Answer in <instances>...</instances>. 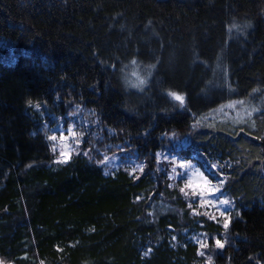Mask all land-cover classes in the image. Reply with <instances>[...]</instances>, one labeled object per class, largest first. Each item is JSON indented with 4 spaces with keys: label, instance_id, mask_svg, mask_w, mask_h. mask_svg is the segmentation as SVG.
Listing matches in <instances>:
<instances>
[{
    "label": "trees",
    "instance_id": "obj_1",
    "mask_svg": "<svg viewBox=\"0 0 264 264\" xmlns=\"http://www.w3.org/2000/svg\"><path fill=\"white\" fill-rule=\"evenodd\" d=\"M78 107L58 161L53 117ZM168 149L223 179L227 229L157 170ZM0 261L264 264V0H0Z\"/></svg>",
    "mask_w": 264,
    "mask_h": 264
},
{
    "label": "rangeland",
    "instance_id": "obj_2",
    "mask_svg": "<svg viewBox=\"0 0 264 264\" xmlns=\"http://www.w3.org/2000/svg\"><path fill=\"white\" fill-rule=\"evenodd\" d=\"M136 83L140 78L135 79ZM78 108H75L71 113L65 115H54L53 119L56 120V134L55 140H50L51 149L55 153L56 160L63 161L61 153H68L69 156L81 149V138L84 133V128L87 126V120L78 116ZM91 126V122H88ZM71 128L74 135H68V130ZM67 137L66 140H61L60 136ZM172 144L177 143L184 146L188 143L186 138L170 137ZM167 149V148H166ZM106 150L102 154V167L105 171L111 172L115 169L125 168L130 173L138 174L141 168L140 162L135 160H128L121 158L117 151ZM183 164L184 167H180ZM214 165V164H213ZM215 166V165H214ZM157 170L167 175L173 185H178L184 191L182 194L186 197L188 206L192 214L203 215L223 225L225 218L230 220L234 215V206L232 200L225 194L222 189L223 179L216 177L210 179L206 172L194 161L184 160L181 157L171 154L168 150L160 151L157 154ZM221 200H226L228 204H221ZM223 213L224 215H222ZM193 241L199 244L201 252H207V248L212 240L211 236L204 233L195 232L193 234ZM190 233L186 236L191 237ZM206 245V247H201ZM0 264H3L0 261Z\"/></svg>",
    "mask_w": 264,
    "mask_h": 264
},
{
    "label": "snow or ice",
    "instance_id": "obj_3",
    "mask_svg": "<svg viewBox=\"0 0 264 264\" xmlns=\"http://www.w3.org/2000/svg\"><path fill=\"white\" fill-rule=\"evenodd\" d=\"M140 83H143V81H140ZM169 95L172 96L178 102H181V103L184 102L183 98L180 95H178L177 93H175V92H170ZM68 135H74V133L72 132L71 128L68 130ZM48 139L49 140H55L56 137L55 136H49ZM60 139L63 141V140H66L67 137L64 136V135H61ZM61 156L63 157V162H67L68 159L70 158L69 154L68 153H64V152L61 153ZM180 167L182 168V167H184V165L181 164ZM183 191H184V189L182 188L181 192H183ZM220 203L221 204H228L229 202L226 201V200H221ZM221 214L224 215L223 213H221ZM229 223H230V221L227 218H225V222L223 224V227L225 229H227L229 227ZM215 244H216L217 248H223L224 247V245L221 243V241L219 239H217L215 241ZM201 247H206V245H202Z\"/></svg>",
    "mask_w": 264,
    "mask_h": 264
},
{
    "label": "clouds",
    "instance_id": "obj_4",
    "mask_svg": "<svg viewBox=\"0 0 264 264\" xmlns=\"http://www.w3.org/2000/svg\"><path fill=\"white\" fill-rule=\"evenodd\" d=\"M155 67V65H149V68L151 69V68H154ZM149 75H150V73H149ZM144 83H145V85H146V83H147V81H144ZM142 90V89H141Z\"/></svg>",
    "mask_w": 264,
    "mask_h": 264
}]
</instances>
